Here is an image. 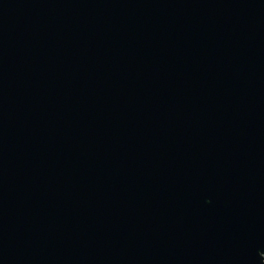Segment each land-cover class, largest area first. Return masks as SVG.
Returning a JSON list of instances; mask_svg holds the SVG:
<instances>
[{
    "label": "water",
    "instance_id": "obj_1",
    "mask_svg": "<svg viewBox=\"0 0 264 264\" xmlns=\"http://www.w3.org/2000/svg\"><path fill=\"white\" fill-rule=\"evenodd\" d=\"M0 264H264V0H0Z\"/></svg>",
    "mask_w": 264,
    "mask_h": 264
}]
</instances>
